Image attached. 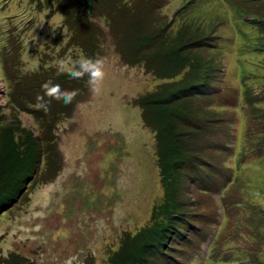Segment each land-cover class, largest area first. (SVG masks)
Returning <instances> with one entry per match:
<instances>
[{"label": "rangeland", "instance_id": "rangeland-1", "mask_svg": "<svg viewBox=\"0 0 264 264\" xmlns=\"http://www.w3.org/2000/svg\"><path fill=\"white\" fill-rule=\"evenodd\" d=\"M263 7L0 0V166L19 156L0 196V264H264ZM177 35L206 67L159 121L142 105L178 93L183 74L156 65ZM134 41L153 63L132 61ZM167 155L168 179L184 174L161 214Z\"/></svg>", "mask_w": 264, "mask_h": 264}, {"label": "trees", "instance_id": "trees-1", "mask_svg": "<svg viewBox=\"0 0 264 264\" xmlns=\"http://www.w3.org/2000/svg\"><path fill=\"white\" fill-rule=\"evenodd\" d=\"M264 8V7H263ZM167 26V25H166ZM163 32L160 30L158 32ZM157 34V35H158ZM156 35V36H157ZM139 38V36H138ZM158 37L157 39H160ZM177 35L173 36L171 40H164L159 49L156 50V56H161V59L156 60V65L159 70V75L162 79H166L167 77H178L180 74H183L184 79L181 82H178L179 87L177 89L178 93H175V89H171L173 91L172 96H169L168 92L166 94H152L147 96L145 103L142 105L144 109L151 110L150 107L155 108L157 112H153L154 117H158V120L161 121L163 118L169 121V117L166 115V112L163 113V108L171 106L173 102H184L182 97V92L186 90L191 84L197 83V77L193 70H197L200 72L206 66L203 64L193 61L195 55L191 53V50L195 47L194 42L191 38ZM157 39L155 42L157 43ZM196 41H200L197 39ZM144 44H141L140 41H134L133 43V51L130 56L132 57V61H146V64L154 62V56H143L141 52V48ZM148 51V50H147ZM198 63V67L196 64ZM63 77V74H61ZM60 78V77H59ZM207 80V75H201V81L204 82ZM201 82V83H202ZM202 84V85H203ZM165 120V121H166ZM163 130H167L169 132V126L167 124ZM172 149H174V145H172ZM10 153V155H7ZM5 154V160L8 162L4 166H0V196L7 192V187L11 181H13L12 176L18 171V166L15 164V161L19 159L18 154L15 151H7ZM166 160L161 162V175L165 179L164 185L166 187V198L165 201L159 206L161 208L160 213L163 214V211H171L175 207V199H173V192L171 190L172 183L175 185H180L182 172H175L172 174V178L168 179L169 174L172 172V168L175 165V159L173 155H167ZM10 171V172H8ZM31 178H29L26 182H28ZM168 179V180H167ZM20 180V179H19ZM17 182L13 183L16 184ZM184 185L179 187V191L183 190ZM166 214V213H165ZM168 215V214H167ZM167 218V217H166ZM154 241V240H152ZM153 243V242H151ZM158 246V245H156ZM150 249L153 251L155 248L150 245L148 242L144 248V252L146 253ZM134 252V250H132ZM142 262V260H141ZM139 258L137 256V264H139ZM143 263V262H142ZM124 264H127L125 262Z\"/></svg>", "mask_w": 264, "mask_h": 264}, {"label": "clouds", "instance_id": "clouds-1", "mask_svg": "<svg viewBox=\"0 0 264 264\" xmlns=\"http://www.w3.org/2000/svg\"><path fill=\"white\" fill-rule=\"evenodd\" d=\"M98 61L96 60H88L86 58L81 59L80 61H78V65L79 68L81 69H87L89 72V76L90 77H97L99 76L100 72L99 69L97 67ZM43 86V85H42ZM51 90V89H49ZM67 95L65 94L64 98L67 99Z\"/></svg>", "mask_w": 264, "mask_h": 264}, {"label": "bare ground", "instance_id": "bare-ground-1", "mask_svg": "<svg viewBox=\"0 0 264 264\" xmlns=\"http://www.w3.org/2000/svg\"><path fill=\"white\" fill-rule=\"evenodd\" d=\"M197 12V11H196ZM234 66H235V64H234ZM231 163H232V161H231Z\"/></svg>", "mask_w": 264, "mask_h": 264}]
</instances>
